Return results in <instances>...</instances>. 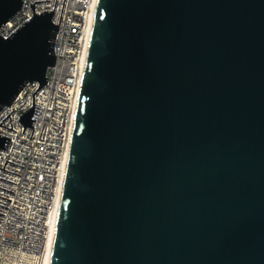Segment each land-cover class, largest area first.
<instances>
[{
	"label": "water",
	"instance_id": "obj_1",
	"mask_svg": "<svg viewBox=\"0 0 264 264\" xmlns=\"http://www.w3.org/2000/svg\"><path fill=\"white\" fill-rule=\"evenodd\" d=\"M52 11L0 37L31 132ZM64 172L49 264H264V0H97Z\"/></svg>",
	"mask_w": 264,
	"mask_h": 264
},
{
	"label": "built area",
	"instance_id": "obj_2",
	"mask_svg": "<svg viewBox=\"0 0 264 264\" xmlns=\"http://www.w3.org/2000/svg\"><path fill=\"white\" fill-rule=\"evenodd\" d=\"M91 10L92 0H22L20 10L0 26L4 40L32 13L52 11L51 24L58 22L53 65L46 67L45 84L33 94L39 109L32 132L22 128L18 117L31 107L37 82H26L9 106L0 109V122L10 113L0 123V136L9 138L5 151L0 150V197L10 200L0 198V264H43L46 223L68 149Z\"/></svg>",
	"mask_w": 264,
	"mask_h": 264
},
{
	"label": "bare ground",
	"instance_id": "obj_3",
	"mask_svg": "<svg viewBox=\"0 0 264 264\" xmlns=\"http://www.w3.org/2000/svg\"><path fill=\"white\" fill-rule=\"evenodd\" d=\"M96 1L97 0H92V10L90 14V18L88 21V26L86 30V35H85V43H84V60H85V55H86V50H87V45L89 41V36H90V31H91V26H92V21H93V16L95 12V7H96ZM84 65V62H83ZM73 120V118H72ZM72 126V122L70 123ZM70 132H71V127H70ZM70 135V133H69ZM67 154V152H66ZM66 154L64 157V160L61 165V175L57 184V191H56V198L54 201V205L52 208V211L48 217L47 223H46V228H47V234H46V239H45V250H44V260L43 264H49L50 263V257H51V250H52V245H53V238H54V232H55V226H56V221H57V214H58V207H59V202H60V196H61V191H62V185H63V180L65 176V161H66Z\"/></svg>",
	"mask_w": 264,
	"mask_h": 264
}]
</instances>
